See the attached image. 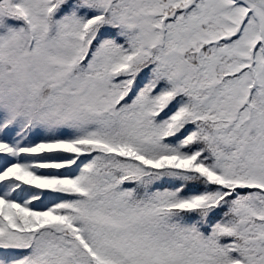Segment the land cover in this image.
Instances as JSON below:
<instances>
[{
  "label": "snow or ice",
  "instance_id": "obj_1",
  "mask_svg": "<svg viewBox=\"0 0 264 264\" xmlns=\"http://www.w3.org/2000/svg\"><path fill=\"white\" fill-rule=\"evenodd\" d=\"M0 264H264V0H0Z\"/></svg>",
  "mask_w": 264,
  "mask_h": 264
}]
</instances>
